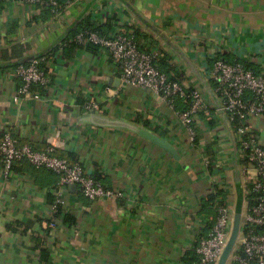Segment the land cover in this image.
Instances as JSON below:
<instances>
[{"label": "crops", "instance_id": "obj_1", "mask_svg": "<svg viewBox=\"0 0 264 264\" xmlns=\"http://www.w3.org/2000/svg\"><path fill=\"white\" fill-rule=\"evenodd\" d=\"M44 11L30 0H0V137L10 132L39 151L53 145L58 156L79 162L91 177L99 174L120 196L90 201L68 186L62 207L75 224L58 223L47 233L58 176L26 161L5 174L0 164V264H186L213 222L202 204L219 186L217 170L230 178L221 189L225 199L241 211L240 162L225 116L212 113L213 120L200 121L203 142L191 148L171 109L148 90L124 85L106 51L83 44L68 54L55 48L78 18L111 23L108 33L120 22L138 33L143 47L159 49L170 77L200 84L218 106L205 78L215 59L264 75V0H94L86 11L80 2L56 19ZM13 47L28 59L46 56L50 81L33 87L37 99L14 100L21 83L3 60ZM88 102L99 115L161 137L177 158L134 133L80 121ZM249 125L264 146V117ZM215 133L223 139L214 145ZM217 153L222 161L207 168L203 157L213 162ZM37 239L49 249L48 260Z\"/></svg>", "mask_w": 264, "mask_h": 264}, {"label": "built area", "instance_id": "obj_2", "mask_svg": "<svg viewBox=\"0 0 264 264\" xmlns=\"http://www.w3.org/2000/svg\"><path fill=\"white\" fill-rule=\"evenodd\" d=\"M30 1L41 9L47 6L53 19L58 18L66 8L80 2L67 0L64 5H60L56 0ZM72 40L83 45L93 44L100 51H106L124 85L148 90L166 104L173 112L177 124L185 130L191 148H201L203 137L199 135L200 121L213 120L210 118L212 113L225 116L236 146L237 160L240 162L242 207L240 212H236L228 199H215L214 221L209 233L194 248L196 260L193 264L218 263L229 239L236 213L240 214L239 232L226 264H264V146L258 142L249 125L252 119L264 117V75L256 74L240 62L215 59L211 68L205 71V78L218 99L216 106L200 84L193 85L186 79L170 77L161 71L159 62L163 55L159 49L150 43L143 47L135 37V32L126 29L120 22L110 33L81 31ZM45 58H33L27 63L14 66L13 75L21 83L14 96L15 101L25 97L37 99L40 93L32 91L33 87L48 86L50 79L44 67ZM178 100L186 105L184 110L176 109ZM83 107L86 111L98 114L95 102H88ZM233 124L236 128L232 127ZM220 139L223 138L215 133L212 143L215 145ZM215 155L213 162L203 157L207 168L222 161L218 153ZM20 161H26L35 168L46 169L58 176L49 221L43 225L45 229H53L62 222V214L58 218L54 214L56 206L63 205V191L68 186L75 185L80 194L90 201L120 196L119 192L93 179L79 162L71 163L58 156L53 145H48L41 151L35 150L28 143L19 142L10 132H5L0 137V164L3 172L8 174L13 164ZM217 173L216 181L219 186L212 187L211 193L224 190L223 186L230 179L220 170Z\"/></svg>", "mask_w": 264, "mask_h": 264}, {"label": "trees", "instance_id": "obj_3", "mask_svg": "<svg viewBox=\"0 0 264 264\" xmlns=\"http://www.w3.org/2000/svg\"><path fill=\"white\" fill-rule=\"evenodd\" d=\"M60 5H64L65 2L67 0H56ZM94 0H80L81 3L84 2V9L85 11L91 6L92 2ZM79 2V3H80ZM45 10V11H44ZM43 11L45 13L48 14L49 17L52 16V13L49 11V8H47V6L43 7ZM111 23H106L104 26H99L97 24H95L94 22L90 21V17L89 16H84L83 18H78L75 20V22H73L67 29V32L65 33L64 37L60 38V40L58 41V45L56 46L55 49L58 48H63V50L66 52V54H68L67 50H72L76 47H79L78 43H75L72 39L73 37L81 31H93V32H98L99 34H105L108 33V31L112 28V26L110 27ZM135 37H138V33L135 32ZM87 47L93 48L94 51H98L99 48L98 46H95L93 44H86ZM17 51H23L20 47H13L12 48V52H11V57H4L3 60H5V65H11L12 67L16 66L17 64H23V63H27L28 62V58L26 57H21L18 56L19 54H17ZM51 53V52H50ZM50 53H47V58L49 57ZM40 57H46L44 55H38L36 58H40ZM43 66V64L41 65ZM244 66L246 68H251L253 71H255V69H253L251 66H247L244 64ZM160 70L163 71L164 73H166L167 75H169L168 70L165 69V65L163 64V62L159 64ZM256 74H258L257 71H255ZM186 108V105L181 102V101H177L176 103V109L179 110H184ZM145 127L148 128L147 125H144ZM233 128H236V125L233 124L232 126ZM153 131L156 133L157 130L153 129ZM62 157V156H61ZM71 163L75 162V160H71L70 158L68 159ZM93 179H95L96 181L102 183L101 181V176L99 174H96L93 176ZM218 197H221L222 200H226L225 199V194L223 191L221 190H217L216 193H209V195L206 197L205 201L203 202V206H202V210L204 212H208L209 215L212 216V220L214 221L215 218V211L213 208V204L215 199H217ZM54 200H52V202L50 203L51 205H53ZM62 214V224L71 227L72 225L75 224V219L74 217L68 213V212H64L63 207L61 205H57L56 206V212L54 214V217L58 218L60 215ZM49 221V220H48ZM213 223V222H212ZM212 225V224H211ZM46 234V230L44 232ZM47 233H48V229H47ZM41 239H37V249H39V253L42 257L43 260H48L49 257V249H47L46 247L41 246ZM184 260L189 263V264H193L194 261L196 260V255H194L193 253H188L185 257Z\"/></svg>", "mask_w": 264, "mask_h": 264}, {"label": "water", "instance_id": "obj_4", "mask_svg": "<svg viewBox=\"0 0 264 264\" xmlns=\"http://www.w3.org/2000/svg\"><path fill=\"white\" fill-rule=\"evenodd\" d=\"M35 57H30L29 61ZM80 121L93 125L99 128H109V129H121L138 135L140 138L147 140L154 145L160 147L167 153L171 154L174 158H177V155L173 147L161 137L153 134L152 132L141 128L135 124L124 121L123 119L110 118L107 116L99 115L95 112H89L86 115H83ZM72 187H76L72 185ZM239 223H240V214L236 213L233 220L232 230L227 241V244L218 260L217 264H226L227 258L234 246L238 232H239Z\"/></svg>", "mask_w": 264, "mask_h": 264}]
</instances>
